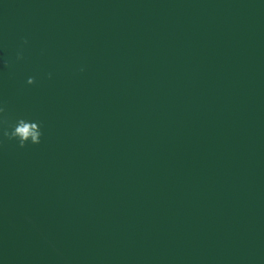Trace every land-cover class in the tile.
Segmentation results:
<instances>
[{"label": "water", "instance_id": "95a60500", "mask_svg": "<svg viewBox=\"0 0 264 264\" xmlns=\"http://www.w3.org/2000/svg\"><path fill=\"white\" fill-rule=\"evenodd\" d=\"M0 264H264V0H0Z\"/></svg>", "mask_w": 264, "mask_h": 264}]
</instances>
